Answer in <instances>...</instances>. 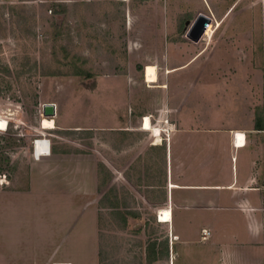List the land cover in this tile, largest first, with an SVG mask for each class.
<instances>
[{
	"label": "rangeland",
	"instance_id": "obj_1",
	"mask_svg": "<svg viewBox=\"0 0 264 264\" xmlns=\"http://www.w3.org/2000/svg\"><path fill=\"white\" fill-rule=\"evenodd\" d=\"M169 9L165 0H0V115L9 118L7 131H0V175H7V184L0 189L28 185L37 139L65 141L69 147L81 145L91 154L98 149V158L105 161L106 142L112 136L119 137L114 145L118 151L130 147L134 154L141 149L137 161H146V184L163 185L165 159L151 146L154 132L148 131L151 137L148 132H110L107 128L141 125L142 129L146 116L153 126L168 127L174 108L187 105L189 109L203 95L223 94L224 84H217L228 77L249 83L242 90L251 93L256 116L264 118L259 2L243 0L223 24L214 22L211 33L202 32L198 37L188 32L191 24L204 28L202 24L213 23L205 6L196 14L202 24L194 21L188 25L186 20L193 15L171 22ZM225 30L255 33L252 39H243L242 66L236 70L221 65L233 62L227 53L230 49L216 52L222 41L219 35ZM234 40L224 39L221 46ZM209 45V54L201 55L194 64L171 70ZM208 56L214 58L204 70L202 63L209 61ZM149 66L158 71L156 84L146 83ZM48 103L55 104L57 111L50 118L57 128L50 131L41 128L43 106ZM208 103L224 104L200 101V106ZM64 126L67 131L59 130ZM119 161L122 169L126 160ZM100 173L99 264H169V258L171 264H237L227 258L234 254L254 256L255 264H264V224L257 242L224 246L220 240L237 231L224 229L220 221L224 215H214V227L208 229L211 235L203 240L202 228L177 231L159 223L153 209L141 200L134 202L135 213L127 215L122 206L133 202L126 198L133 194L124 191L122 184L107 188L111 176L102 162ZM38 182L35 178L36 189ZM112 204L119 210H112ZM262 212L264 222V208ZM245 234L250 236L248 230Z\"/></svg>",
	"mask_w": 264,
	"mask_h": 264
},
{
	"label": "crops",
	"instance_id": "obj_2",
	"mask_svg": "<svg viewBox=\"0 0 264 264\" xmlns=\"http://www.w3.org/2000/svg\"><path fill=\"white\" fill-rule=\"evenodd\" d=\"M165 1L170 6L167 14L171 22H178L185 15H193L192 18H186L187 24L200 22L196 14L201 12V6H205L213 22H200L205 28L212 27L217 21L223 24L243 2ZM257 1L261 5V36L264 40V0ZM254 34V30H225L219 35L221 44L224 39H235L233 44L228 43L224 47L220 44L216 50L226 52L230 49L227 53L233 62L221 64L224 68L236 70L242 66L240 57L245 48L243 39H252ZM203 38L206 39V36ZM209 49L210 45L203 46L190 61L171 70L194 64L201 55L209 54ZM249 52L247 50L246 53ZM208 57L209 61L202 63L204 70L214 58ZM225 80L217 84H224L223 94L203 95L189 109L187 105L176 110L174 108L170 126H161L162 143L153 142L151 146L156 152L163 153L165 159L162 161L165 173L163 185L145 183L146 161H137L141 158V149L134 154L130 147L118 151L114 145L119 137L107 139L105 161L98 158V149L92 150L94 154H91L84 152L81 145L69 147L65 141L54 142L50 139L51 153L39 159L34 157L31 162L28 185L22 189H0V264H99L100 162L111 176L107 182L109 190L115 184H122L124 191L133 194L132 198L126 197L133 202H125L122 206L127 215L135 213L134 202L141 200L153 209L159 223L177 231L199 228L211 230L214 227L212 216L224 215L220 220L224 224L223 228L237 231L238 234L233 232L231 234L236 236L229 234L222 238L221 245H249L255 240L257 242V233L262 231L264 224V130L256 128V110L251 105L254 97L242 90L249 83L244 84L245 80L236 76ZM211 83L214 82H208V85ZM200 101L224 104L208 103L200 106ZM199 110L203 113H199ZM259 117L264 123L263 116ZM59 130L67 131L68 128L64 126ZM107 131L148 132L142 130L141 125L139 128H107ZM238 135L243 139L240 144ZM60 139L64 140L62 136ZM120 159L126 160L122 161V169ZM35 178L39 181L37 189L34 188ZM110 208L119 210L115 204ZM161 208L171 210V222L159 221ZM36 215L37 222L34 221ZM247 230L250 236H246ZM165 250L168 256V248ZM227 258L237 264H255L257 261V257L241 254Z\"/></svg>",
	"mask_w": 264,
	"mask_h": 264
},
{
	"label": "bare ground",
	"instance_id": "obj_3",
	"mask_svg": "<svg viewBox=\"0 0 264 264\" xmlns=\"http://www.w3.org/2000/svg\"><path fill=\"white\" fill-rule=\"evenodd\" d=\"M2 1H17V0H2ZM191 25L192 26L193 25H197L198 27H200V32L194 34L193 33V30H194L193 27L194 26L192 27ZM191 25L190 26L192 28L188 29V32L194 37L200 36L202 34V32H205V33H211L212 32V30L210 28H205V27L202 28L198 23H193ZM158 82H159V76H158V71H157L156 67L149 66L148 69H147L146 83H148V84H156ZM142 125H143L142 130H144V131H153L154 132V139H155L154 142L156 144H159L160 142L162 143L163 130L160 127H158V126H153V123H152V120H151L150 116H146L143 119ZM8 126H9V118L5 117L3 115H0V131H2V132L7 131ZM41 128L43 130H54V129L57 128L56 122H55V120L53 118L50 119L49 117H44L41 120ZM241 137L238 135V140L237 141H238L239 144L243 140V139L241 140ZM41 144H42V140H39L37 142V153L40 152V149L42 147ZM172 187H174V186H172ZM158 218H159L160 222H165V223L166 222H171V219H172L171 210L169 208L160 209Z\"/></svg>",
	"mask_w": 264,
	"mask_h": 264
},
{
	"label": "built area",
	"instance_id": "obj_4",
	"mask_svg": "<svg viewBox=\"0 0 264 264\" xmlns=\"http://www.w3.org/2000/svg\"><path fill=\"white\" fill-rule=\"evenodd\" d=\"M39 140H42V147L40 149V152L37 153V142ZM34 145V157L35 158H40V156H43V155H49L51 153V141L50 139H37L34 141L33 143ZM43 148V149H42ZM6 178H7V175H0V187H3V186H6L7 182H6ZM211 235V232L208 230V229H203L202 231V239L203 240H207ZM58 264V263H56Z\"/></svg>",
	"mask_w": 264,
	"mask_h": 264
},
{
	"label": "water",
	"instance_id": "obj_5",
	"mask_svg": "<svg viewBox=\"0 0 264 264\" xmlns=\"http://www.w3.org/2000/svg\"><path fill=\"white\" fill-rule=\"evenodd\" d=\"M189 25V23H188ZM192 26V25H191ZM189 26V29H191L193 26V33L196 34V33H199L200 32V27H198L197 25H193L192 27ZM42 115L44 117H55L57 115V111H56V105L53 104V103H48V104H45L43 106V112H42Z\"/></svg>",
	"mask_w": 264,
	"mask_h": 264
},
{
	"label": "trees",
	"instance_id": "obj_6",
	"mask_svg": "<svg viewBox=\"0 0 264 264\" xmlns=\"http://www.w3.org/2000/svg\"><path fill=\"white\" fill-rule=\"evenodd\" d=\"M256 128L258 130H264V123L259 116H257V118H256Z\"/></svg>",
	"mask_w": 264,
	"mask_h": 264
}]
</instances>
